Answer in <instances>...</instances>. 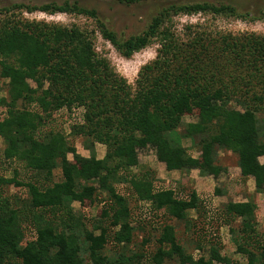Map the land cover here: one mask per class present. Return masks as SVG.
<instances>
[{"label": "trees", "instance_id": "obj_1", "mask_svg": "<svg viewBox=\"0 0 264 264\" xmlns=\"http://www.w3.org/2000/svg\"><path fill=\"white\" fill-rule=\"evenodd\" d=\"M16 6L26 12L85 15L96 28L30 20L21 16L24 12L0 9V79L8 81L7 95L0 96L5 143L0 152V264H238L222 252L220 229L225 225L246 264H264L256 201L210 207L194 189L181 196L174 187L160 188L154 171L131 170L139 165L140 150L152 147L169 171L198 169L219 178L226 171L219 152L227 150L237 155L241 175L253 177L256 191L264 193V126L257 114L264 112V34L200 31L182 40L171 23L174 15L199 12L254 22L264 18V9L171 3L143 32L124 38L96 9L78 1ZM97 30L126 57L153 39L160 41L157 56L141 68L135 86L99 54ZM64 107L70 113L85 110L70 125L69 135L54 125L56 112ZM191 113L198 120L180 131L184 115ZM78 136L89 156L70 140ZM183 138L198 143V156ZM97 143L106 146L102 158ZM6 161L24 163V178L17 167L7 177ZM58 167L61 181L54 180ZM122 179L154 215L183 223L191 231L192 249L167 221L140 240L138 231L148 225L133 220L129 196L116 186ZM13 184L24 186L27 195H8L3 187ZM75 202L91 207L100 202L101 211L86 216L75 210Z\"/></svg>", "mask_w": 264, "mask_h": 264}, {"label": "rangeland", "instance_id": "obj_2", "mask_svg": "<svg viewBox=\"0 0 264 264\" xmlns=\"http://www.w3.org/2000/svg\"><path fill=\"white\" fill-rule=\"evenodd\" d=\"M65 0H0V9H11L17 12H24L22 17L30 20H36L41 22H51L63 25L79 24L89 29L96 28L95 20L85 15H76L69 13H54L49 14L43 11L26 12L24 8H19L17 4H31L41 5L49 2L62 3ZM71 2L78 1L81 5L88 8H94L98 11L100 16L108 23V25L116 30L121 37H130L138 33L143 32L152 17L165 6L171 3H187V2H212V3H229L236 6L240 11H252L260 12L264 9V0H148L135 4H123L117 0H69ZM0 12V16H1ZM173 31L176 32L182 40H186L189 35L195 34L200 31H207L213 36H218L222 33L242 34L246 32H255L258 34H264V18L257 21H249L241 19L235 16L218 15L210 12L199 13H180L172 17ZM96 48L100 55L105 56L110 61L116 72L125 77L127 81L135 86L141 68L155 59L158 53V49L161 44L156 38L142 50L134 53L131 57L122 55L109 41L102 37L100 31L97 30ZM7 80L0 79V96L7 95L8 85ZM33 86H36L31 81ZM232 105L236 108H241L236 102H232ZM83 108H79L76 115H73L65 107L56 112L58 118L57 122H54L56 129L65 132L69 135L70 125L76 121H79L80 117L84 113ZM258 119L260 124L264 126V112L259 111ZM0 115H2V108L0 107ZM198 120L196 114H186L183 117V122L179 128L180 131H184L188 123H194ZM48 128L47 126L45 127ZM78 149V152L84 156H89L90 152L85 148V141L83 137H70ZM182 143L190 150L194 156L200 154L199 145L191 138H183ZM5 143L0 137V152H3ZM96 153L99 158H102L106 153V146L101 143L95 145ZM140 162L139 165L133 167L132 173L138 174L145 169H150L155 172L156 184L161 187L171 186L178 190L181 196H184L186 192L196 190L200 197L207 201L210 207L223 208V205L228 201H248L253 200L259 204L258 211V225L259 232L264 233V193H258L256 191L255 179L253 177L244 178L241 175L240 167L238 166L237 155L232 151L221 150L219 152V162L226 167V171L222 173L219 178H214L210 175H201L198 169L190 171H169L165 164L158 160L156 152L152 147H147L139 152ZM72 159L73 156L69 154ZM260 161L264 163V156L260 157ZM8 166L6 176H13V168H18L20 171V179L24 178L25 167L24 163L14 161L9 164L8 161L4 162ZM63 174L61 168L54 170V180L61 181ZM120 192L129 196L131 208L133 210V220L139 223H145L148 226L138 231L137 236L141 240L143 235H152L155 230L152 227H160V224L167 221L176 226L179 236L183 239V243L192 249L193 244L189 239L191 231H186V227L183 223L171 219L169 217H159L154 215L150 205L144 201H138L130 182L121 180L116 183ZM4 191L10 194H20L23 197L27 195L24 186L18 185H5ZM219 190V193H217ZM104 195H101V197ZM91 207V205H81L79 202L74 203L76 211H81L86 214L95 216L100 213V202H97ZM190 216L196 218L197 213L195 211L190 212ZM144 221V222H142ZM152 225V226H151ZM151 226V227H150ZM220 233L224 240V247L222 249L223 254L231 257L233 260H237L238 264H246V256L239 253L236 250V246L232 241L229 228L225 225L221 227ZM185 232H187L185 234ZM137 246V245H136ZM178 264V263H175ZM222 264V263H217Z\"/></svg>", "mask_w": 264, "mask_h": 264}, {"label": "built area", "instance_id": "obj_3", "mask_svg": "<svg viewBox=\"0 0 264 264\" xmlns=\"http://www.w3.org/2000/svg\"><path fill=\"white\" fill-rule=\"evenodd\" d=\"M78 109H79V108H78ZM78 109H74L75 111L72 112V114H73V115H76V112H77ZM79 119L81 120V119H82V116H81ZM80 120H79V121H80Z\"/></svg>", "mask_w": 264, "mask_h": 264}, {"label": "crops", "instance_id": "obj_4", "mask_svg": "<svg viewBox=\"0 0 264 264\" xmlns=\"http://www.w3.org/2000/svg\"><path fill=\"white\" fill-rule=\"evenodd\" d=\"M173 171H178V170H173Z\"/></svg>", "mask_w": 264, "mask_h": 264}]
</instances>
